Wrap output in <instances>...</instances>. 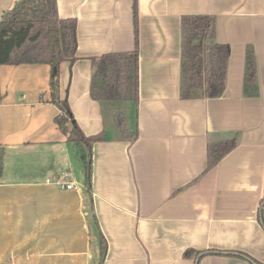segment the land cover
Masks as SVG:
<instances>
[{"label": "crops", "instance_id": "obj_1", "mask_svg": "<svg viewBox=\"0 0 264 264\" xmlns=\"http://www.w3.org/2000/svg\"><path fill=\"white\" fill-rule=\"evenodd\" d=\"M16 2L0 0V18ZM132 5L56 0L75 57L59 65V98L84 135L105 136L91 145L90 196L84 146L54 120L51 67L0 65V264H98L92 213L101 264H264V0H136L138 102L93 100L91 58L133 49ZM185 15L210 16L208 39L228 48L218 97L180 95ZM229 139L207 169V145ZM63 172L73 189L53 183Z\"/></svg>", "mask_w": 264, "mask_h": 264}, {"label": "trees", "instance_id": "obj_2", "mask_svg": "<svg viewBox=\"0 0 264 264\" xmlns=\"http://www.w3.org/2000/svg\"><path fill=\"white\" fill-rule=\"evenodd\" d=\"M134 47L131 51L103 54L91 58L92 73L89 95L93 100H128L138 102V25L136 0H133ZM66 22L58 17L56 0H17L0 18V65L45 63L51 67L49 89L50 102L59 109L54 118L67 141L87 149L83 160L84 188L91 191V145L105 139L102 132L86 136L78 128L66 98H59V65L75 60L74 38L71 27L66 31ZM212 18L208 15H185L180 21V95L190 97H218L225 86L228 48L208 39ZM254 68L251 56L246 63L245 80H253ZM71 120L69 131L65 125ZM115 123L123 136L127 133L120 113L115 114ZM235 146L229 139L207 145V169L214 166ZM3 148L0 145V175L2 172ZM89 224L99 242V261L106 251L105 240L92 213ZM195 254L187 250L186 255ZM200 252H196L198 254ZM203 254L209 252H202ZM238 255H242L238 253ZM247 257V256H246ZM248 258V257H247ZM251 260L250 258H248ZM254 264H260L251 260Z\"/></svg>", "mask_w": 264, "mask_h": 264}, {"label": "built area", "instance_id": "obj_3", "mask_svg": "<svg viewBox=\"0 0 264 264\" xmlns=\"http://www.w3.org/2000/svg\"><path fill=\"white\" fill-rule=\"evenodd\" d=\"M70 175L69 172H63L61 173L57 179L53 182L59 189H63V190H70L74 188V184L72 181L68 180V176ZM47 182L49 183L50 181L47 180ZM52 182V181H51ZM50 182V183H51Z\"/></svg>", "mask_w": 264, "mask_h": 264}, {"label": "rangeland", "instance_id": "obj_4", "mask_svg": "<svg viewBox=\"0 0 264 264\" xmlns=\"http://www.w3.org/2000/svg\"><path fill=\"white\" fill-rule=\"evenodd\" d=\"M84 149H85V147H83L82 152H81V154L83 155V158L82 159H85L86 158V156H85L86 155V150H84Z\"/></svg>", "mask_w": 264, "mask_h": 264}]
</instances>
